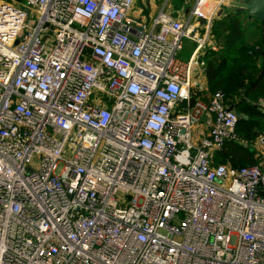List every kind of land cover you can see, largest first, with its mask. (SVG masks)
<instances>
[{
  "label": "built area",
  "instance_id": "built-area-1",
  "mask_svg": "<svg viewBox=\"0 0 264 264\" xmlns=\"http://www.w3.org/2000/svg\"><path fill=\"white\" fill-rule=\"evenodd\" d=\"M224 2L0 0V264H264V167L213 161L264 131L196 83Z\"/></svg>",
  "mask_w": 264,
  "mask_h": 264
},
{
  "label": "trees",
  "instance_id": "trees-1",
  "mask_svg": "<svg viewBox=\"0 0 264 264\" xmlns=\"http://www.w3.org/2000/svg\"><path fill=\"white\" fill-rule=\"evenodd\" d=\"M242 19L239 13H227L210 25V35L218 43L216 50L207 48L201 58L207 91L219 89L234 110L246 117H237L235 130L239 136L252 140L264 131V110L258 100H264V24L254 16ZM252 26L255 39L249 43L243 38L244 27ZM195 92L191 99L199 96ZM216 157V159L214 158ZM231 164L256 163L254 150L233 141H226L213 154L214 162Z\"/></svg>",
  "mask_w": 264,
  "mask_h": 264
},
{
  "label": "crops",
  "instance_id": "crops-1",
  "mask_svg": "<svg viewBox=\"0 0 264 264\" xmlns=\"http://www.w3.org/2000/svg\"><path fill=\"white\" fill-rule=\"evenodd\" d=\"M194 0H133V6L131 8V14H133V17L135 20L145 23L146 26H150L152 17L156 14L157 11L163 10L171 13L174 17L177 18H185L188 10L192 6ZM159 3V4H158ZM175 4V5H174ZM178 5V6H177ZM206 10L207 7H204ZM174 10V14L172 11ZM239 11V10H238ZM236 11V12H238ZM232 13V12H230ZM235 13V12H233ZM218 15V14H217ZM243 15V16H242ZM222 16L216 17V19L222 18ZM240 18L242 19H251V17H248L246 14H240ZM196 20L202 24L205 22V19L201 17H197ZM262 27V26H261ZM185 41H188L187 39H184ZM190 45H192V42L188 41ZM183 45V41H182ZM205 92H201L199 96H204ZM257 134V133H256ZM255 134V135H256ZM253 149V147H252ZM254 150V156L257 159L258 164L264 167V149H253Z\"/></svg>",
  "mask_w": 264,
  "mask_h": 264
},
{
  "label": "rangeland",
  "instance_id": "rangeland-1",
  "mask_svg": "<svg viewBox=\"0 0 264 264\" xmlns=\"http://www.w3.org/2000/svg\"><path fill=\"white\" fill-rule=\"evenodd\" d=\"M8 1L13 2L17 5H21L23 0H8ZM230 1L231 0H225V2L220 6V12L218 13V15L216 17L221 16V15H226L227 13H230V12L233 13V12H236L239 10L238 7L231 4ZM172 13L174 14V10L172 11ZM238 13H239V15L245 14L240 10L238 11ZM128 14L133 17V14H131V10L128 12ZM35 15L36 14L34 12L31 13V19H30L31 21H33V19L35 18ZM245 28H246V30L244 31L243 38L246 41V43H249L255 39L256 31L253 29V27L251 25L244 27V29ZM190 49H191L190 43L183 39L182 48L177 51V56L181 59H186V57L188 56V54L190 52ZM194 74H195V72L192 73V77L194 76ZM193 78L195 79V77H193ZM196 83L200 84L203 87L205 86V78H204L201 71H200L199 75L196 77ZM196 128H197V126L194 125V127L192 129V134H194V132L196 131ZM214 158L216 159L215 156H214ZM225 161H227V160H225Z\"/></svg>",
  "mask_w": 264,
  "mask_h": 264
},
{
  "label": "water",
  "instance_id": "water-1",
  "mask_svg": "<svg viewBox=\"0 0 264 264\" xmlns=\"http://www.w3.org/2000/svg\"><path fill=\"white\" fill-rule=\"evenodd\" d=\"M230 3L237 6L248 17H257L264 24V0H231ZM236 114L246 117L243 113L236 112Z\"/></svg>",
  "mask_w": 264,
  "mask_h": 264
}]
</instances>
